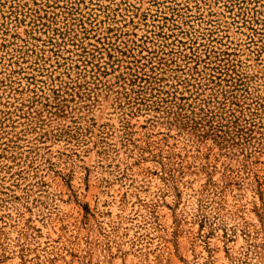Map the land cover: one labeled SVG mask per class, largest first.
<instances>
[{
	"label": "rangeland",
	"instance_id": "rangeland-1",
	"mask_svg": "<svg viewBox=\"0 0 264 264\" xmlns=\"http://www.w3.org/2000/svg\"><path fill=\"white\" fill-rule=\"evenodd\" d=\"M0 264H264V0H0Z\"/></svg>",
	"mask_w": 264,
	"mask_h": 264
}]
</instances>
